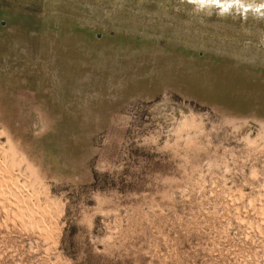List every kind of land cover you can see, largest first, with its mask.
I'll use <instances>...</instances> for the list:
<instances>
[{"label": "rangeland", "instance_id": "374dc122", "mask_svg": "<svg viewBox=\"0 0 264 264\" xmlns=\"http://www.w3.org/2000/svg\"><path fill=\"white\" fill-rule=\"evenodd\" d=\"M0 264H264V0H0Z\"/></svg>", "mask_w": 264, "mask_h": 264}, {"label": "built area", "instance_id": "2783aa9c", "mask_svg": "<svg viewBox=\"0 0 264 264\" xmlns=\"http://www.w3.org/2000/svg\"><path fill=\"white\" fill-rule=\"evenodd\" d=\"M237 147V146H236ZM230 149V147L228 145H223L222 146V150H223V155H220V158L217 159H208L206 160L203 165H207V166H213L215 165H219V166H224L226 168H228L229 166H238L241 165L243 167H253V164L250 163L248 160H242L241 162H238L237 160H235L233 158V156H230L228 153V150ZM228 171V169L225 170V172ZM224 178H229V176L227 175H223ZM252 177V174L250 175H243L241 176V178H250ZM253 178V177H252Z\"/></svg>", "mask_w": 264, "mask_h": 264}]
</instances>
